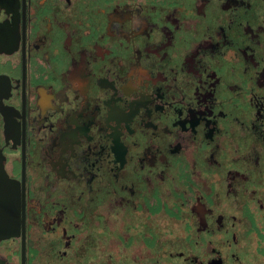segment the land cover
<instances>
[{"label":"flooded vegetation","instance_id":"obj_1","mask_svg":"<svg viewBox=\"0 0 264 264\" xmlns=\"http://www.w3.org/2000/svg\"><path fill=\"white\" fill-rule=\"evenodd\" d=\"M263 183L264 0H0V264H264Z\"/></svg>","mask_w":264,"mask_h":264},{"label":"rangeland","instance_id":"obj_2","mask_svg":"<svg viewBox=\"0 0 264 264\" xmlns=\"http://www.w3.org/2000/svg\"><path fill=\"white\" fill-rule=\"evenodd\" d=\"M225 165L226 166H229L230 165V163H225ZM233 167H235L234 165H233ZM225 173V172H224ZM250 182V181H249ZM249 182L248 181H241V183L242 184H244V185H246V186H250V184H249ZM251 184H254V185H256L257 186V184H255L254 182H251ZM235 186H237V185H235ZM238 192V191H237ZM257 195H261V197H262V199L264 200V196H263V193H264V183L263 184H261L260 185V189L257 191V192H255ZM254 211L256 212V213H258V214H260L261 216H264V207L263 206H258L256 209H254Z\"/></svg>","mask_w":264,"mask_h":264},{"label":"water","instance_id":"obj_3","mask_svg":"<svg viewBox=\"0 0 264 264\" xmlns=\"http://www.w3.org/2000/svg\"><path fill=\"white\" fill-rule=\"evenodd\" d=\"M4 176H6V175H4Z\"/></svg>","mask_w":264,"mask_h":264}]
</instances>
